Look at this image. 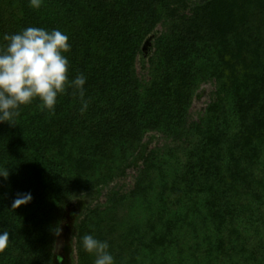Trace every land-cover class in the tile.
I'll use <instances>...</instances> for the list:
<instances>
[{"label": "trees", "instance_id": "trees-1", "mask_svg": "<svg viewBox=\"0 0 264 264\" xmlns=\"http://www.w3.org/2000/svg\"><path fill=\"white\" fill-rule=\"evenodd\" d=\"M26 27L86 83L0 123V264H54L78 198L72 263L91 234L115 264H264V0H0V50Z\"/></svg>", "mask_w": 264, "mask_h": 264}, {"label": "clouds", "instance_id": "clouds-1", "mask_svg": "<svg viewBox=\"0 0 264 264\" xmlns=\"http://www.w3.org/2000/svg\"><path fill=\"white\" fill-rule=\"evenodd\" d=\"M29 3L38 9L42 0H29ZM4 39L7 45L0 50V123L7 121L12 124L13 117L19 114V107L35 98L41 101V111L54 112L58 95L69 83L80 90L83 98L86 77L79 74L69 81V60L64 53L71 45L69 37L61 30L26 27L20 32L5 35ZM8 176L9 171L0 170V177L6 179ZM32 199L30 192L18 193L11 207L17 209ZM60 232L56 235L59 236ZM9 240L10 232L0 230V251L8 247ZM79 244L95 257L93 264H115L107 241L85 234Z\"/></svg>", "mask_w": 264, "mask_h": 264}, {"label": "water", "instance_id": "water-1", "mask_svg": "<svg viewBox=\"0 0 264 264\" xmlns=\"http://www.w3.org/2000/svg\"><path fill=\"white\" fill-rule=\"evenodd\" d=\"M151 39L152 37H149V39L145 42V45L143 46V50L145 52L148 49V46L150 45ZM86 204H87V200L84 198H78L68 203L65 215L68 214L71 216L72 219L71 231L75 217L86 207ZM70 210L71 212H69ZM62 225H63V221H62ZM59 239H60V235L57 238L56 250L54 253V264H59V262H62L63 264H73L71 261V253L73 251V247L71 244L72 236H70V242L65 243L64 253L58 251L60 247Z\"/></svg>", "mask_w": 264, "mask_h": 264}, {"label": "rangeland", "instance_id": "rangeland-1", "mask_svg": "<svg viewBox=\"0 0 264 264\" xmlns=\"http://www.w3.org/2000/svg\"><path fill=\"white\" fill-rule=\"evenodd\" d=\"M203 94V93H201ZM206 96L202 95L198 100H196L195 102V108L196 109H201L204 107V102H205ZM155 145L152 144V146ZM71 212V210L69 211ZM63 225L61 228V232H60V239H59V252L64 253V247H65V243L66 242H70V236H71V224H72V219L70 215H65L63 218ZM59 264H63L62 262H59Z\"/></svg>", "mask_w": 264, "mask_h": 264}]
</instances>
